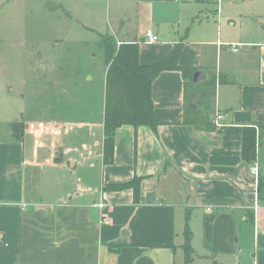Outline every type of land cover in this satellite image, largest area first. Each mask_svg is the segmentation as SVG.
Here are the masks:
<instances>
[{"label":"crops","instance_id":"obj_1","mask_svg":"<svg viewBox=\"0 0 264 264\" xmlns=\"http://www.w3.org/2000/svg\"><path fill=\"white\" fill-rule=\"evenodd\" d=\"M87 1L108 2H61ZM218 1L113 0L108 10L97 4L102 8L85 11L94 20L105 10L107 31L97 27L99 34L106 31L117 45H136L140 65L157 64L182 44L178 65L202 70L203 83L216 78L211 124L182 123L179 71H162L152 82L156 131L119 127L111 164L103 161L104 101L96 122L77 125L76 157L70 148L35 140L34 121L23 119L29 128L19 138L12 129L19 122L3 121L0 264H185L186 229L192 264H264V201L257 195L258 180L264 179V136L258 128L264 124V25L260 34L231 45L209 41L210 25L217 22L207 8ZM255 2L264 8V0ZM188 25L194 30L187 33ZM148 30L157 43L146 42ZM245 127L260 136L250 165L241 159ZM95 129L98 137L91 134ZM134 180L136 196L131 187L103 190ZM100 202L105 209L96 207Z\"/></svg>","mask_w":264,"mask_h":264},{"label":"rangeland","instance_id":"obj_2","mask_svg":"<svg viewBox=\"0 0 264 264\" xmlns=\"http://www.w3.org/2000/svg\"><path fill=\"white\" fill-rule=\"evenodd\" d=\"M61 1L0 0V125L8 119L19 122L20 135L29 128L23 119L34 121L30 126L35 140L49 148H70L69 155L76 157L81 129L77 125L96 122L103 107V50L109 40L105 10L94 20L85 12L100 7V2ZM112 3L99 5L108 10ZM261 3L220 0L214 7L209 5V17L217 22L210 25L209 41L218 38L231 45L260 34L259 25H264ZM97 27L106 31L99 34ZM190 29L194 30L188 25L187 33ZM51 123L55 128L46 127ZM45 129L55 131L49 135ZM91 134L98 137L96 129ZM74 177L77 180V170Z\"/></svg>","mask_w":264,"mask_h":264},{"label":"trees","instance_id":"obj_3","mask_svg":"<svg viewBox=\"0 0 264 264\" xmlns=\"http://www.w3.org/2000/svg\"><path fill=\"white\" fill-rule=\"evenodd\" d=\"M104 46L106 64L105 89H104V140L103 161L111 164L114 153V133L121 126L148 127L153 132L159 125L153 116V102L150 89L154 79L162 71H179L184 80V125L201 128L211 124L208 113L211 109L212 99L215 96L216 78L211 77L207 82L194 86L191 76L195 69L179 66L177 58L182 44L174 45L171 52L157 64L140 65L137 59V46L121 44L116 46L114 39L108 36ZM219 83H221L219 81ZM12 125L14 137L19 138L18 127ZM264 136V124H259ZM260 136L255 128L245 127L241 140V159L250 165L255 161L256 145ZM54 163H59L55 157ZM131 187L137 195L136 180L125 184L106 186L105 190H122ZM257 195L264 201V179L259 178ZM185 237V264H192L193 253L189 247L190 232H184Z\"/></svg>","mask_w":264,"mask_h":264},{"label":"built area","instance_id":"obj_4","mask_svg":"<svg viewBox=\"0 0 264 264\" xmlns=\"http://www.w3.org/2000/svg\"><path fill=\"white\" fill-rule=\"evenodd\" d=\"M144 38L146 40L147 43L149 44H155L159 41V38L157 35H155L151 30L146 31V33L144 34ZM235 48H237L236 46H233L232 49L235 50ZM221 117L220 116H216V120H219ZM251 172L254 176L258 175V168L256 166L251 168ZM96 207L100 210H103L106 208V204L104 202H100L96 205ZM102 222L104 224H108V220L103 218Z\"/></svg>","mask_w":264,"mask_h":264},{"label":"water","instance_id":"obj_5","mask_svg":"<svg viewBox=\"0 0 264 264\" xmlns=\"http://www.w3.org/2000/svg\"><path fill=\"white\" fill-rule=\"evenodd\" d=\"M207 79L205 73L202 70H195L191 76L192 85L196 86L203 83Z\"/></svg>","mask_w":264,"mask_h":264}]
</instances>
